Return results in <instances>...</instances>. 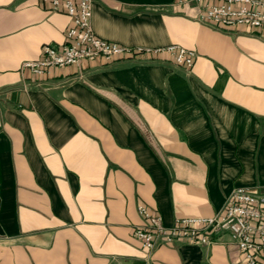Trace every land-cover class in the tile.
Returning <instances> with one entry per match:
<instances>
[{"label":"crops","instance_id":"1","mask_svg":"<svg viewBox=\"0 0 264 264\" xmlns=\"http://www.w3.org/2000/svg\"><path fill=\"white\" fill-rule=\"evenodd\" d=\"M174 0H91L96 37L193 50L100 59L34 76L70 24L38 0H0V264H244L224 236L152 251L143 206L170 227L212 217L235 188L264 193V39L196 21Z\"/></svg>","mask_w":264,"mask_h":264},{"label":"built area","instance_id":"2","mask_svg":"<svg viewBox=\"0 0 264 264\" xmlns=\"http://www.w3.org/2000/svg\"><path fill=\"white\" fill-rule=\"evenodd\" d=\"M50 12L63 11L70 24L59 47L43 45L40 59L23 63L34 76L48 74L51 68L80 66L100 59L111 64L133 60L144 54L166 53L177 67L190 70L193 50L178 46L161 49L126 47L95 36L91 29V0H38ZM179 7L193 6L196 21L216 29L248 30L264 39V0H174ZM142 227L133 229L140 246L152 251L175 240L208 246L226 236L242 255L244 264H264V193L235 188L220 211L212 217L179 218L170 227L143 206L137 207Z\"/></svg>","mask_w":264,"mask_h":264}]
</instances>
